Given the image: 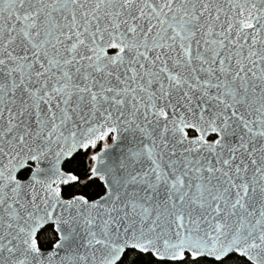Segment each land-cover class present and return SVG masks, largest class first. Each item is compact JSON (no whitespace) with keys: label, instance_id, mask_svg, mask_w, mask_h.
I'll return each mask as SVG.
<instances>
[{"label":"snow or ice","instance_id":"1","mask_svg":"<svg viewBox=\"0 0 264 264\" xmlns=\"http://www.w3.org/2000/svg\"><path fill=\"white\" fill-rule=\"evenodd\" d=\"M0 264H264V0H0Z\"/></svg>","mask_w":264,"mask_h":264}]
</instances>
